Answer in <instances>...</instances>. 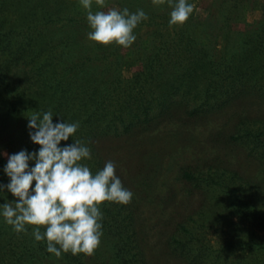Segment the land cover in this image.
I'll return each instance as SVG.
<instances>
[{
	"label": "trees",
	"instance_id": "trees-1",
	"mask_svg": "<svg viewBox=\"0 0 264 264\" xmlns=\"http://www.w3.org/2000/svg\"><path fill=\"white\" fill-rule=\"evenodd\" d=\"M79 2L0 0V185L10 182L4 172L7 158L2 152L6 147L10 146V155L39 150L40 146L29 137V131L34 130L27 127L28 117L34 112L41 113L42 119V114L51 110L54 124L62 120L78 122L76 133L68 141H61L60 146L79 139L88 147L94 136L125 134L163 117L171 106V96L180 88L200 97V104L191 113L218 109L243 95H260L264 99V12L239 33L234 49L225 52L216 49L217 40L226 43L232 37L230 25L244 13L236 7L231 9L235 12L224 9L225 0H210L211 12L205 21L189 19L179 27L169 25L172 8L167 3L113 0L119 10L126 7L134 13L142 9L148 19L138 27L152 28L124 48L88 40L91 29L87 15L80 16ZM93 2L91 10L100 11ZM216 11L221 15L218 24L212 16ZM13 15L15 19L8 18ZM148 41L151 44L145 45L146 56L139 61L140 69L130 79L122 80L120 71L127 67L131 47ZM121 50L127 51L125 57L119 54ZM21 68L23 81L17 83L9 73ZM155 109L156 116H150ZM259 127L243 128L241 137H237L245 138L250 149L260 152L259 161L264 167V131ZM92 159L82 163L95 174L98 163ZM32 166L34 161L29 162ZM205 177L209 179V175ZM182 178L187 182L201 179L187 171ZM14 199L6 188L0 191V205ZM104 203L100 206L104 207ZM2 211L0 207V264H136L132 240L122 237L118 230L121 219L117 217L108 220L103 216L101 220V240L109 239L106 251L98 247L90 256L62 252L57 258L47 251L46 240H35V226L25 225L26 231L17 233L5 222ZM40 231L43 233L45 228L41 226ZM168 245L188 264H198L205 246L189 232L185 240L171 238ZM194 245L200 246L193 249ZM220 255L216 252L215 258L220 259Z\"/></svg>",
	"mask_w": 264,
	"mask_h": 264
},
{
	"label": "rangeland",
	"instance_id": "rangeland-1",
	"mask_svg": "<svg viewBox=\"0 0 264 264\" xmlns=\"http://www.w3.org/2000/svg\"><path fill=\"white\" fill-rule=\"evenodd\" d=\"M189 3H194L195 9L188 20L205 21L211 12L210 0ZM78 6L80 16L85 17L87 10L80 2ZM112 7L117 8L113 0L99 8L107 11ZM233 7L243 9V16L230 25L232 37L226 43L217 40V50L234 49L239 33L261 18L264 0H225L224 9L235 12ZM212 16L218 24L221 15L216 11ZM150 29L140 25L133 32L138 39ZM150 44L141 42L131 47L127 67L120 71L122 80L130 79L140 69L145 45ZM126 52L121 50L119 54L125 57ZM20 70L11 69L9 73L17 83L23 81ZM182 89L171 96V106L163 117L125 134L98 135L88 141L97 170L113 161L116 176L133 193L130 203L105 202L100 211L108 220L121 219L118 230L122 237L132 240L136 264H188L168 245L171 238L185 240L187 232L205 245L198 264H264V167L260 152L250 149L245 138L239 139L246 127L260 126L264 131V99L243 95L218 109L191 113L200 104V97ZM156 113L155 109L150 116ZM9 147L2 152L5 158V153L10 155ZM184 171L202 180L187 182L182 178ZM108 241V237L102 238V251H106ZM216 252L221 253L220 259L215 258Z\"/></svg>",
	"mask_w": 264,
	"mask_h": 264
},
{
	"label": "clouds",
	"instance_id": "clouds-1",
	"mask_svg": "<svg viewBox=\"0 0 264 264\" xmlns=\"http://www.w3.org/2000/svg\"><path fill=\"white\" fill-rule=\"evenodd\" d=\"M92 2L80 0L87 10L91 29L87 38L104 46L114 43L130 47L136 40L133 30L148 19L147 14L142 9L133 13L126 7L94 13ZM95 3L100 8L106 6V0H95ZM152 3H167L172 8L170 26L183 25L195 9V4L188 0H152ZM40 117L41 113L34 112L28 117L27 125L34 130L29 131V137L40 146L39 150L4 154L7 156L4 172L10 182L0 185V191L6 188L15 199L0 205L2 215L17 233L26 231L25 225L35 226V240H46L47 251L57 258L62 252L93 255L103 235L100 205L103 202L126 205L133 193L116 176L113 161H107L95 174L82 163L91 159V150L81 140L60 146L61 141H68L76 133L78 122L62 120L54 124L51 110ZM30 161H34L31 168ZM41 226L45 228L43 233Z\"/></svg>",
	"mask_w": 264,
	"mask_h": 264
}]
</instances>
